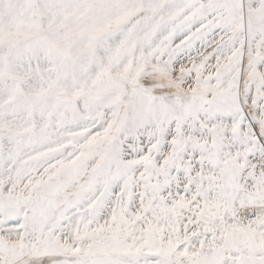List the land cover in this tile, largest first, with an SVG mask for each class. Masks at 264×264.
Returning <instances> with one entry per match:
<instances>
[{
  "label": "snow or ice",
  "instance_id": "obj_1",
  "mask_svg": "<svg viewBox=\"0 0 264 264\" xmlns=\"http://www.w3.org/2000/svg\"><path fill=\"white\" fill-rule=\"evenodd\" d=\"M0 264H264V0H0Z\"/></svg>",
  "mask_w": 264,
  "mask_h": 264
}]
</instances>
